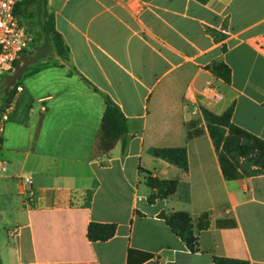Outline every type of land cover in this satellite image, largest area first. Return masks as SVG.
I'll return each mask as SVG.
<instances>
[{
  "label": "crops",
  "instance_id": "crops-1",
  "mask_svg": "<svg viewBox=\"0 0 264 264\" xmlns=\"http://www.w3.org/2000/svg\"><path fill=\"white\" fill-rule=\"evenodd\" d=\"M46 11L68 57L24 71L8 105L0 196L15 221L1 264H128L130 250L152 255L135 264H264V174L225 179L202 112L233 106L232 122L264 140V0H46ZM103 94L127 119L108 153L96 148ZM173 147H185L186 171L150 152ZM147 174L176 179V191L149 203ZM176 210L192 217L198 251L159 217ZM91 222L116 231L91 240Z\"/></svg>",
  "mask_w": 264,
  "mask_h": 264
},
{
  "label": "trees",
  "instance_id": "trees-1",
  "mask_svg": "<svg viewBox=\"0 0 264 264\" xmlns=\"http://www.w3.org/2000/svg\"><path fill=\"white\" fill-rule=\"evenodd\" d=\"M36 1L27 0L19 2L15 8L16 14L19 17H23L24 7L34 4ZM42 20L49 34L53 55L61 59H67L68 48L60 33L56 30L53 18L46 11V0H44ZM37 41L38 38L35 36L33 44L37 45ZM21 55L27 56L24 52ZM18 60L19 58L14 62L12 71L19 65ZM37 63L27 67L25 71L34 69ZM208 68L213 74L223 78L225 81H229L230 69L222 61H214ZM4 86L3 105L0 106V110L2 107L8 106L13 100L17 82L7 89L4 78ZM103 98L105 106L97 135L96 148L101 153H108L119 139H124L127 133V119L119 106L108 95L103 94ZM232 109L233 106H229L221 114L202 109L209 136L218 155L223 176L227 180H232L253 174H264V140L234 124L231 120ZM1 142L2 138L0 136V144ZM150 152L156 157L177 165L184 171L187 170L185 147L153 148ZM146 183L151 189L147 197L149 203H153L157 198L168 197L177 189L176 179H161L147 174ZM159 217L165 220L166 224L183 241L190 252L199 250V240L198 235L195 233V224L187 211H161ZM209 223V215L204 212L198 217L196 228L197 230L206 229ZM115 231V223L91 222L88 225L87 235L91 240H106L112 237ZM134 255L139 256V260L141 261L149 259L152 256L150 253L130 250L128 264H135L130 259ZM212 260L214 264H251L245 259L222 256H213Z\"/></svg>",
  "mask_w": 264,
  "mask_h": 264
},
{
  "label": "built area",
  "instance_id": "built-area-1",
  "mask_svg": "<svg viewBox=\"0 0 264 264\" xmlns=\"http://www.w3.org/2000/svg\"><path fill=\"white\" fill-rule=\"evenodd\" d=\"M22 1L27 0H0V79L6 78L12 72L14 62L33 44V37L15 12L17 4ZM16 90L20 91L21 86H16ZM203 91L208 92L215 100L221 99V93L210 84ZM8 109V106H4L0 110V130L8 119ZM21 183L27 199L31 200V178L23 177Z\"/></svg>",
  "mask_w": 264,
  "mask_h": 264
},
{
  "label": "water",
  "instance_id": "water-1",
  "mask_svg": "<svg viewBox=\"0 0 264 264\" xmlns=\"http://www.w3.org/2000/svg\"><path fill=\"white\" fill-rule=\"evenodd\" d=\"M43 6L44 0H37L36 3L26 5L23 9L25 17H20V20L26 28L33 30L38 41L37 45L33 48V54L29 57L21 55L18 60L19 65L12 73L6 76L5 83L7 89L16 83L17 79L23 74L27 67L37 63L43 58H51L53 55L49 34L42 20Z\"/></svg>",
  "mask_w": 264,
  "mask_h": 264
},
{
  "label": "rangeland",
  "instance_id": "rangeland-1",
  "mask_svg": "<svg viewBox=\"0 0 264 264\" xmlns=\"http://www.w3.org/2000/svg\"><path fill=\"white\" fill-rule=\"evenodd\" d=\"M27 29H28V33L30 34V36L34 38L35 34L33 33V30L29 28ZM32 51L33 49L29 45L25 49L24 54H27V55L31 54ZM4 87H5L4 80H1L0 81V98L3 97ZM16 202L20 204L19 198H17ZM14 221H15V218L13 214V209H11L9 205L0 196V249L1 251L3 249L4 244H7V243L9 244L13 242V239L8 236V230L14 228Z\"/></svg>",
  "mask_w": 264,
  "mask_h": 264
},
{
  "label": "flooded vegetation",
  "instance_id": "flooded-vegetation-1",
  "mask_svg": "<svg viewBox=\"0 0 264 264\" xmlns=\"http://www.w3.org/2000/svg\"><path fill=\"white\" fill-rule=\"evenodd\" d=\"M30 47L33 49L35 47V45L31 43ZM32 54H33V52L31 54H28L27 57L31 56Z\"/></svg>",
  "mask_w": 264,
  "mask_h": 264
}]
</instances>
